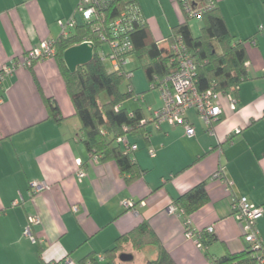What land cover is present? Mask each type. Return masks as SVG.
Wrapping results in <instances>:
<instances>
[{
	"label": "crops",
	"instance_id": "0c3cea01",
	"mask_svg": "<svg viewBox=\"0 0 264 264\" xmlns=\"http://www.w3.org/2000/svg\"><path fill=\"white\" fill-rule=\"evenodd\" d=\"M135 1L152 41L163 37L164 28L168 36L183 17L173 0H158L160 7L151 0ZM216 2L234 40L255 41L245 45L247 77L234 93L237 107L232 110L221 96L222 115L212 125L213 134L192 108L185 113L195 131L192 137L182 125L168 122L158 127L148 122L129 133V143L136 146L130 156L142 169L129 183L114 161L89 160L55 60L20 65L5 76L0 83V264H65L66 258L78 263L89 254L102 255L140 222L149 226L176 264H211V256L244 249L242 228L231 210L233 197L245 196L264 210V31H258L264 25V0ZM76 4L0 0V67L19 62L41 40L58 38L57 20L74 14L79 21ZM165 43L159 46L167 48ZM131 85L135 91L132 80ZM157 94H142L146 109L136 105L131 110L141 108L148 118L149 107L162 106ZM47 98L57 105L59 122L49 115ZM79 168L85 172L81 179ZM217 169L224 181L212 178ZM36 182L47 187L31 192ZM200 183L208 200L189 220L196 236L212 228L215 239L204 248L197 246L195 236H185L181 215L168 211L177 197ZM126 200L132 206L126 207ZM35 214L41 220L32 227L36 242L23 234L28 217ZM256 225L264 244V211ZM124 251L132 258L123 264H147L157 257L153 245L133 249L125 244Z\"/></svg>",
	"mask_w": 264,
	"mask_h": 264
},
{
	"label": "trees",
	"instance_id": "16d2710c",
	"mask_svg": "<svg viewBox=\"0 0 264 264\" xmlns=\"http://www.w3.org/2000/svg\"><path fill=\"white\" fill-rule=\"evenodd\" d=\"M133 2L136 3L135 0H112L110 8L105 13V22L118 15L124 4ZM183 17L184 20L173 26L168 36L153 41L150 40L149 27L144 17L143 21L134 22L128 35L131 48L124 52L121 57L130 60V57L135 55L139 66L144 69L150 90H154L151 87L152 82L174 72L175 64L170 61L171 46L180 40L191 53L195 62L194 79L196 89L199 92L213 89L221 96H224V93L229 90H232L233 93L237 92L238 86L247 77L245 45L255 43L254 37L234 40L223 17L217 11V4L211 12L204 14L201 18H195L201 22L198 35H194L190 29L188 20L191 18ZM105 22L100 23L96 19L78 21L76 18V24L69 28L66 34L61 33L56 39L44 40L54 42L52 60L56 62L72 102L74 115L79 121L80 140L88 153L89 160H91V154L98 157L97 160L114 161L120 174L129 183L141 175L142 169L130 156V152L125 151V147L116 141V137L121 134L128 135L137 129L140 130L150 121H147L149 117L145 116L143 109L128 110L123 107L126 100L131 97H138V95L131 85L132 70L128 67L130 63L122 66L119 70L112 68L108 59L111 53L110 47L108 43L101 40ZM260 26L258 31H264V25ZM163 40L168 43L167 48L159 46L158 41ZM84 41H90L93 45L92 59L84 65H78L74 71H70L64 62L63 53L67 48ZM29 50L25 52L23 57ZM102 57L105 59L102 60ZM105 63L108 64V69L105 67ZM123 84H125L124 89ZM101 96L104 97L103 100H101ZM46 104L49 115L56 122H59L61 116L57 105L50 103L48 98ZM144 120H146L145 123ZM31 192H33V185ZM207 200L205 185L200 183L177 197L172 204L182 212L181 217L184 225L186 224L191 228L189 215L199 209ZM207 231L196 233L201 248L208 246L215 239L211 234L212 231ZM34 238L36 242L37 239L35 236ZM261 241L263 244L262 239ZM125 244H130L133 249H140L145 245L155 246L157 257L147 261V264H176L145 222H140L130 232L116 238L113 246L106 249L102 255L89 254L78 263L71 261L74 264H123L127 259H120V255L124 254L130 259L132 258V254L124 251ZM210 258L211 264H257L256 254L247 242H245V247L241 252H227L219 257L211 256Z\"/></svg>",
	"mask_w": 264,
	"mask_h": 264
},
{
	"label": "built area",
	"instance_id": "2783aa9c",
	"mask_svg": "<svg viewBox=\"0 0 264 264\" xmlns=\"http://www.w3.org/2000/svg\"><path fill=\"white\" fill-rule=\"evenodd\" d=\"M179 8L181 14L188 18H201L204 14L211 12L216 8V0H173ZM112 0H77L74 12H79L82 19H96L100 23L105 22V13L110 8ZM143 21L139 6L133 3L124 4L122 10L112 20L105 22L101 40L108 43L111 53L108 59L112 68L119 70L122 66L130 63L129 58H123L121 55L131 48L129 41V31L132 29L134 22ZM58 25L62 34H66L69 28L76 24V17L73 15L67 19L58 20ZM262 27V26H260ZM91 43L90 41H86ZM92 44V43H91ZM54 56V42L52 40H42L38 46L29 50V52L22 58L21 61L12 63L11 65H3L0 68V83L6 75H9L13 70L20 65L29 67L36 61L53 59ZM105 59L104 57L101 58ZM170 61L175 64V70L172 74L156 79L151 83V87L157 89L162 100V106L159 109L152 110L150 107L149 119L155 127H158L161 122H168L170 125H182L185 129V134L188 137L195 135L193 126L186 120L185 113L188 109H194L203 122L206 131L213 134L212 125L217 122L222 114L220 105V93L215 92L213 89H208L199 92L195 86V62L191 57L182 41L178 40L171 46ZM224 97L228 100L229 106L235 110L238 104V99L234 96L232 90L224 93ZM146 120H144V123ZM127 132V130L125 129ZM240 130L237 129L238 133ZM116 141L125 147V151L131 152L136 149V146L130 144L127 134H121L116 137ZM220 150V149H219ZM90 159L97 161L98 157L90 154ZM79 164V162H78ZM77 175L79 179L85 175L84 170L78 169ZM212 178L221 179L224 181L221 169H217ZM231 183L227 182L226 189L228 190ZM47 186L43 182L33 183V192H40ZM126 207L132 206L131 201H124ZM73 210L76 211L77 207L74 206ZM231 210L233 216L240 222L242 228V237L247 242L251 249L256 254V263L264 264V248L261 238L258 235L256 222L263 214V207L255 205L248 201L245 196L233 197L231 203ZM169 212H182L173 204L168 207ZM41 222L37 214L30 215L27 219V224L24 227L23 234L35 241L32 234V227L39 225ZM185 226V236L192 238L195 236L197 246L201 248V243L198 236L195 235L194 230L188 225ZM208 231H212L209 227ZM263 248V249H262ZM65 264H74L69 258H66Z\"/></svg>",
	"mask_w": 264,
	"mask_h": 264
},
{
	"label": "rangeland",
	"instance_id": "374dc122",
	"mask_svg": "<svg viewBox=\"0 0 264 264\" xmlns=\"http://www.w3.org/2000/svg\"><path fill=\"white\" fill-rule=\"evenodd\" d=\"M151 1H153L158 7L161 6L158 0H151ZM159 10H160V8H159ZM77 16H78L79 20L82 19V16H81V14L79 12H77ZM180 17H181V21H183L184 17H182V16H180ZM160 18L161 19H165L164 12H161ZM172 23H176V22H172ZM188 24L190 26V29H191L192 33L198 35L199 25H200L199 20L195 19V18H191L190 20H188ZM168 31L169 30L167 28L163 29V37H165L167 35ZM159 44L162 45V46L166 45L164 40L161 41ZM105 67L108 69V64L107 63H105ZM128 67L131 68V70H132V78H131V80H132L134 88H135V93H136V95L139 96L138 97L139 100L135 101V97H131L130 99L125 101L124 105H125V107L128 110H131L132 107H134L136 105L137 106L141 105L144 108V110H145L147 104L144 102V100H142L141 95L142 94H143V96L147 95V97L150 96V98H151V96L153 97L154 95L159 93V91L157 89L150 90L149 83L147 81L144 69L141 66H139L138 60H137L135 55H132L130 57V64H129ZM122 87L124 89L125 88V84H123ZM137 90L138 91L141 90V91L138 92ZM159 96H160V94H159ZM103 99H104V97L101 96V100H103Z\"/></svg>",
	"mask_w": 264,
	"mask_h": 264
},
{
	"label": "water",
	"instance_id": "95a60500",
	"mask_svg": "<svg viewBox=\"0 0 264 264\" xmlns=\"http://www.w3.org/2000/svg\"><path fill=\"white\" fill-rule=\"evenodd\" d=\"M93 45L89 42H81L67 48L63 53V59L70 71H74L78 65H84L92 59ZM122 260L130 259L124 254L119 257Z\"/></svg>",
	"mask_w": 264,
	"mask_h": 264
}]
</instances>
